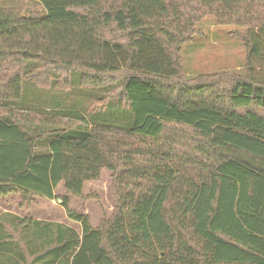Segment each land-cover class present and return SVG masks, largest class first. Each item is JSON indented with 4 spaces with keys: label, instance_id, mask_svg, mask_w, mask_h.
Masks as SVG:
<instances>
[{
    "label": "trees",
    "instance_id": "16d2710c",
    "mask_svg": "<svg viewBox=\"0 0 264 264\" xmlns=\"http://www.w3.org/2000/svg\"><path fill=\"white\" fill-rule=\"evenodd\" d=\"M37 1L44 16L0 6V198L55 200L60 184L82 198L108 170L115 211L94 227L59 197L82 233L59 225L30 264H264V0ZM208 16L247 28L243 75L182 77L181 46ZM42 71L64 89L73 74L119 83L103 107L118 99L130 124L19 109Z\"/></svg>",
    "mask_w": 264,
    "mask_h": 264
},
{
    "label": "rangeland",
    "instance_id": "374dc122",
    "mask_svg": "<svg viewBox=\"0 0 264 264\" xmlns=\"http://www.w3.org/2000/svg\"><path fill=\"white\" fill-rule=\"evenodd\" d=\"M0 6L16 8L25 15L46 14L43 5L37 0H0ZM246 31L247 28L237 25H220L213 16L204 18L196 26L191 40L181 46L182 77L187 80H199L201 77L223 74L243 75L246 66V49L239 35ZM38 78L39 85L31 81L25 82L26 96L19 109L29 110L35 107L50 113L78 112L87 119L90 127L101 125L125 128L130 124L131 110L118 99L113 101L109 108L103 107L102 99L106 102L112 96L109 92L120 88L119 83L106 89H88L81 84L79 74H73L71 87L64 89L59 84V80L63 77L52 71H42ZM222 79L225 82L226 76ZM51 80H54L52 84ZM42 81L47 82V86L43 85ZM61 118L65 124L74 127L81 123L75 117H70L74 120L72 122L64 117ZM30 127L35 130L36 126ZM38 130L39 128L36 129ZM48 142L40 145L38 152H47ZM55 194L58 196L55 200L34 197L25 201L19 194L0 198V232L8 231V227L24 229V232L28 233L27 240H30V252L38 248L42 253L48 248L46 242L54 240L59 233V225L82 233L81 224L68 218L59 197L68 196L69 207L78 214L88 215L94 227H99L103 222L111 219L115 211L112 176L108 170L102 171L99 180L85 184L82 198L69 195L63 184L58 186ZM22 219H27V223L20 225L19 220ZM0 241L4 239L0 238Z\"/></svg>",
    "mask_w": 264,
    "mask_h": 264
},
{
    "label": "crops",
    "instance_id": "0c3cea01",
    "mask_svg": "<svg viewBox=\"0 0 264 264\" xmlns=\"http://www.w3.org/2000/svg\"><path fill=\"white\" fill-rule=\"evenodd\" d=\"M27 234L21 230L11 229V227H8V231L0 232V238L4 239V241H0V264H30L32 258ZM19 239H24V242ZM34 251V254L38 253L39 256L40 250L38 249V252ZM43 252H45V249ZM38 264H41V262L39 261Z\"/></svg>",
    "mask_w": 264,
    "mask_h": 264
}]
</instances>
